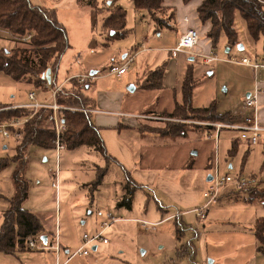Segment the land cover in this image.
I'll use <instances>...</instances> for the list:
<instances>
[{
  "label": "rangeland",
  "instance_id": "1",
  "mask_svg": "<svg viewBox=\"0 0 264 264\" xmlns=\"http://www.w3.org/2000/svg\"><path fill=\"white\" fill-rule=\"evenodd\" d=\"M61 3H64L65 6L59 9L58 18L68 30L71 49L67 52L59 71L58 85L73 74L82 76L81 74L84 73L91 75L95 72L98 76L102 75L101 79L95 81L97 88L126 89L128 99H133L136 110L148 106L146 104L148 101L154 100L156 92L138 91L135 94H130L128 88L138 84L136 68L123 79L108 76L109 68L120 64L123 56L130 53L145 35L153 41L150 45L152 49L160 48L158 49L160 51L164 48L175 49L180 39L176 29H178L179 22H182L183 16H193L195 20L197 19L195 18L196 11L192 8V1L165 0L166 6L172 7L176 12L174 30L155 33L154 23L146 18L137 17L131 0H98L99 8L102 9L98 14L94 9L81 5L78 0H62ZM112 6H120L127 13L125 28L127 36L125 38L111 39L112 32L104 29L105 20L110 14L108 8ZM170 13H172L171 10L165 11V14L163 11V15H161L168 19ZM161 15L160 17H162ZM146 17L148 16L146 15ZM140 20L145 22L141 23ZM200 23L196 31L201 45L197 49L203 55L208 56L207 54H211V49L214 46L207 37L208 32L203 33V23L201 21ZM237 28L240 31L241 28L238 25ZM4 34L8 38L0 37V49L13 51L26 47L9 40L11 37L9 33L4 32ZM226 46L227 39L222 35L216 45L220 57H228L225 53ZM257 50L259 57L264 59L262 39L257 42ZM232 55L237 59H241L245 55L253 56L248 50L241 52L237 47L232 49L230 56ZM190 57L194 56L173 52L170 55V59L177 63L176 71L179 75L186 73L187 76L193 78L194 90H198L197 99L194 102L198 104L209 102L208 105L200 106L201 108L209 107L215 103L217 112L225 114L233 107L232 104L237 103L235 99L230 101L227 99L232 95L234 80L236 78L241 80L239 78H242L240 75H242L243 69L238 67L239 65H235L237 68L232 66L230 69L222 68L221 71H215L217 64L206 66L201 58L195 57L193 61H190ZM171 60L167 61L166 68ZM210 72L213 75H209ZM262 73L260 71V77ZM68 81L64 84H67ZM96 87L93 86V89L96 90ZM224 90H229V93L225 94ZM31 93L36 94L38 103L51 105L54 102L52 85H48V90L45 92L37 91L27 83L16 82L10 76L0 73V107L28 105L31 103L29 100ZM169 97L170 94L162 97L157 102L159 106L164 104L168 106L171 103ZM165 116L167 115L160 116L164 120L162 122L158 119H146L147 122L141 129L144 134L155 135L154 139L146 138L140 141L144 148L143 153L149 155L152 165L160 163V143H173L171 139H164L163 142L160 139L161 129H169L167 123H170L173 126H180L188 133L186 136L176 137L178 139H175L173 143L176 149H173H175V155L180 152L197 154L194 157L196 168L191 175L194 187L201 190L202 196L209 187L207 181L210 176L214 175L215 167L218 168L222 178L230 176L246 180L256 179L258 180H255L256 185L251 188L264 187V144L250 146L241 141L238 132L231 130H223L216 138L212 133L213 136L209 138V132L192 131L191 129L199 128L196 123L210 124L212 126L208 131L217 132L219 122L184 121L169 119ZM1 139L3 138L0 137V158L12 161L17 145L21 141L5 140L6 142H4ZM27 156L29 163L25 176L30 187L29 198L24 208L41 219L44 226L43 233L49 238V243L45 245L43 242L37 241L38 249L30 250L27 245L25 251L17 252L15 255L0 253V264H56V255L51 249L55 240L56 216L60 225V240L72 254L82 247L84 235L93 236L103 223L112 222L110 215L114 216L117 222L111 223V227L104 233V238L109 242L107 244L96 242L87 248L90 253L88 256H76L68 264H200L197 256L195 260H191L189 257H178V252L183 247L187 248L190 245L189 242L193 241L191 238L188 240V236L196 228V216L188 214L184 218V226L187 225L185 228H188L185 231L187 234L182 238L181 235L180 239H177L175 231L172 229V223L155 224L158 218L154 216L160 217V211L156 210L154 194L148 187L136 191L131 196L130 209L119 207L118 203L124 199L126 193L123 187L127 184L125 173L121 168L110 164L102 184L98 186L97 190L92 188L93 182L97 179V167H107L105 159L98 152L87 146L79 147L73 151L63 147L59 164L56 160V147L52 150L30 147ZM175 160L176 158L173 161ZM207 162L213 165L212 169L202 168L203 163ZM13 171L14 165H11L0 173V228L3 223V214L9 206V200L14 196V186L11 180ZM57 173H59L60 191L56 199V190L52 184L55 182ZM251 188L243 191L238 190V193L240 196L246 194L250 198L249 189ZM227 190L233 191V189ZM149 196H152L150 201ZM116 201H118L117 204ZM147 201H149L148 204ZM139 221H146L147 224L139 223ZM94 247L97 248L96 251H94ZM68 256L63 252L59 264H63Z\"/></svg>",
  "mask_w": 264,
  "mask_h": 264
},
{
  "label": "trees",
  "instance_id": "2",
  "mask_svg": "<svg viewBox=\"0 0 264 264\" xmlns=\"http://www.w3.org/2000/svg\"><path fill=\"white\" fill-rule=\"evenodd\" d=\"M135 10L141 19L150 20L155 25V33L174 29L175 11L165 4V0H131ZM191 0H185L190 2ZM81 5L95 10L98 14V0H78ZM114 4V3H112ZM109 16L105 20L104 29L112 32L111 39L125 38L127 36L126 11L120 6H112ZM171 10L168 19L163 18V11ZM198 17L202 23H209L210 30L207 37L216 47L220 37L227 39V47L233 49L241 44L240 31L236 25L237 15L246 23L250 37L258 42L263 40L264 51V0H204L199 6ZM146 13V14H145ZM162 14V15H161ZM146 15L148 17H146ZM160 15L162 17H160ZM4 32L14 37L31 38L27 42L9 40L23 44L24 49L8 51L0 49V73L10 76L16 82H24L38 90H52L60 87L57 79L63 57L71 49L68 30L62 24L55 9L34 5L31 0H0V37L8 38ZM50 71V81L47 73ZM165 67L158 68L151 73L150 79L142 86L144 90H158L162 86ZM90 82L79 83L76 78H71L67 84L61 86L55 95V102L68 109L62 110V121L66 130L61 133L60 141L63 147L69 151L87 146L102 155L107 167H97V179L92 188L97 190L103 182L109 165L115 160L109 156L100 130L93 124L91 112L95 107L94 100L86 95V89ZM195 82L191 76H187L183 87V103L176 106L175 110L165 116L169 119L184 121H203L212 123H231L234 117L229 113L219 114L215 103L209 107L195 108L192 106V98ZM52 110L40 108L34 111L31 108L2 106L0 107V124L14 119L27 118L23 131V138L10 161L0 158V173L14 165L12 183L14 196L9 200V206L3 214V223L0 228V253L15 255L17 252L27 249V239L32 237L37 241L42 240L44 226L40 219L24 208L29 198V181L25 173L28 167V151L30 147H38L43 150H52L56 147V133L53 129L50 117ZM169 129H161L160 135L181 137L187 134L180 126L167 123ZM210 129V127H208ZM127 184L124 199L119 201V207L131 208V196L141 186L136 185L126 170H124ZM252 190V191H251ZM251 192V193H250ZM250 201L260 200L264 202V187L249 189ZM184 227L177 224L178 235L184 233ZM256 236L262 245L264 244V220H259L256 226ZM189 242L187 248L178 252L179 258L189 257L195 260L194 246Z\"/></svg>",
  "mask_w": 264,
  "mask_h": 264
},
{
  "label": "crops",
  "instance_id": "3",
  "mask_svg": "<svg viewBox=\"0 0 264 264\" xmlns=\"http://www.w3.org/2000/svg\"><path fill=\"white\" fill-rule=\"evenodd\" d=\"M61 1L62 0H31V2L36 6L55 9L57 15L59 9L65 6L64 3H61ZM191 1V4H193L192 8L194 11H196L195 18H197V22L193 16L184 15L182 22H179L178 29H176L178 38L184 35L190 28L196 30V28L201 24L197 16V8L204 0ZM135 13L138 17L139 14L136 10ZM139 18L141 19V16H139ZM186 18L188 21H186ZM140 21L141 23L145 22L144 20ZM236 25L241 28L240 39L241 44L244 46V50L241 52L248 50L249 53L253 55L250 57H248L249 55H245L243 58H251L258 61L263 60L259 57L257 42H255L250 37L247 31L246 23L243 21L240 15H237ZM202 30L203 33L206 34L210 30V24L203 23ZM152 42L153 41L149 38V36H143L141 42H139V44L133 48L130 53L125 54L120 62L121 64L125 59L135 56L134 63L131 65L130 70L124 76L116 77L117 79H123V77L127 76L134 68H136V79L138 80V84H135L131 88L129 87V93L135 94L138 91L143 93L156 92L157 95L154 100H152V102L148 101L146 104L148 106L143 107L141 110L134 109L133 99H128V93L124 88H97L95 86V81L101 79L100 76L102 75H100L98 79L92 81L89 88L86 89V95L92 98L95 103V107L92 110H89L91 112L93 124L100 130V135L104 140L109 156L115 160L111 164L121 168L123 172L126 170L128 173H130L134 183H136L138 186H141V189L144 187H148L150 189L151 193L154 194L156 210L160 211V217L157 215L154 216L155 218H158L155 224L164 225L165 223H172V229L175 231L174 234L177 239H180V236L177 232V224H179L180 227L185 228L187 225L184 226V218L188 214H193L196 216V228L191 231L190 235L188 236V240L190 238L193 240L191 244L194 246V251L196 250L195 257L197 256L198 262L200 264H264V244L262 245L256 236L257 223L259 220H264V202L260 200L250 201L249 197L245 193V195L240 196L238 193L240 190H235L230 186L223 191L215 203H212L205 209L206 217L204 221H201L199 220L197 215L198 212L196 211H199L205 206L206 200L204 196H202L201 190L194 187L191 175L196 168V161L194 160V157H196L197 154H191V152H180L175 155L174 150L176 147L173 143L175 142V139L178 138L174 136L164 137L162 135H160L162 142L164 139H171L173 143H160L159 164L152 165L149 155L143 153L144 148H142V143L140 141L146 138L154 139L153 136H155L153 134H144L142 132L141 129L147 122L146 119H158L160 122H162L164 120L163 118L161 119L160 116L171 114L177 105L182 104V87L187 78L186 73L182 74L181 76L179 75V73L176 71V61L170 59L173 48H164L162 51L158 50L160 48L152 49L150 48ZM200 45L201 41L199 40L197 47ZM196 50L197 52H200L197 48ZM211 50V54H207L208 56L216 54L217 57L222 60L213 62L211 64H206L203 61L206 66L217 64L215 71H221L222 68L230 69L232 66L237 68L235 67V64L225 61V59L229 57H235L233 55L230 56L232 50L227 46L225 47V53L228 55L227 58L223 56V58L220 57L219 49H217V47H213ZM65 56L62 59L60 69ZM194 59L195 57H190V61H193ZM169 60L171 61L166 68V63ZM161 67H165L166 69L162 78L161 88L158 90L142 89L144 82L150 79L151 73ZM238 67L243 69V71H241L243 76L240 75L242 78L239 79L241 80H238V78L234 80L235 82L232 95L229 99H227V101L235 99L237 100V103L232 104L233 107L227 110L226 113H229L234 117V121L231 123L237 122L243 113V106L246 98H248L250 94L254 92L256 86H259L261 89V94L259 97V117L261 124L264 126V70L262 71L263 73L261 77L260 73L256 77L254 71L251 68L241 65ZM76 75L73 74L72 76H69L60 84V87L65 85L64 83L71 78L77 77ZM81 75L88 74L84 73ZM94 75L97 74L94 72ZM209 75H213L212 72H210ZM111 77L114 78L115 76ZM93 86L96 87V90L93 89ZM36 90L41 91L38 89ZM43 92H45V90H43ZM197 93L198 90H194L192 106L195 108H201L200 106L208 105V101L204 102L203 104L194 102L197 99ZM224 93H229V90H224ZM168 94H170L169 98L171 99V103L168 106H165V104L159 106L157 102ZM198 100H200L199 97ZM22 106L23 105H13V108ZM196 125L199 126V128L195 127L191 130H200L205 133L209 132V138L213 136L212 133L216 138V136H220V133L223 131L210 132L208 131V127H211L210 125L201 123H196ZM1 140L6 142L5 139ZM5 149H7L6 146ZM175 158L176 160L173 161ZM212 167L213 165H210L208 162L203 163L202 165L203 169H212ZM217 169L218 168L215 167V170ZM260 182L262 181L260 180ZM125 187H123V189H125ZM203 187L205 188V186ZM227 189H233V191H229ZM151 197L152 196H149V201ZM149 201H147V204ZM117 202L118 201H116V204ZM177 215L179 216L176 217ZM110 217L114 218L112 215H110ZM140 222L141 221H139V223ZM57 225L60 230L59 221L56 216L55 233ZM186 229L188 228L184 229V233L182 234L181 238L183 235L186 236ZM44 237L46 238L48 244L49 238L45 236L44 233H42V238ZM59 243L60 259L63 252H65L67 256L71 253L68 247L63 246L60 240V231ZM53 251L56 255V264H59L56 251ZM69 257L70 256H68L63 264H68L71 261L68 260Z\"/></svg>",
  "mask_w": 264,
  "mask_h": 264
},
{
  "label": "built area",
  "instance_id": "4",
  "mask_svg": "<svg viewBox=\"0 0 264 264\" xmlns=\"http://www.w3.org/2000/svg\"><path fill=\"white\" fill-rule=\"evenodd\" d=\"M186 21L188 19L186 18ZM10 34V33H9ZM11 37L14 38L15 41H21V42H27L31 35L27 37H17L10 34ZM199 43V35L197 31L193 28H190L184 35H182L179 39V42L175 49H173L174 53H186L189 55H192L196 58H201L206 64H211L216 61H220L222 59H219L216 54H213L212 56H205L201 54L200 52H197L196 48ZM135 56H131L127 59H125L121 64L113 65L109 68L107 71L108 76H115V77H122L124 76L131 68V65L134 63ZM225 61L235 64V65H241L245 67L251 68L255 76L257 77L260 73V71L264 70V59L261 61H258L256 59L251 58H241L237 59L236 57H229L225 59ZM76 78L79 83L83 84L85 82H92L99 78L98 75H82L74 77ZM259 80V79H258ZM60 88V87H59ZM57 88L53 91V104H41L38 103L37 97L35 93H31L29 95V100L31 101L30 104L22 106L26 108H31L34 111H37L40 108H49L52 110V115L50 117V121L52 123L53 129L56 133V160L57 164H59L60 161V155L61 150L63 149V145L60 141L61 133L66 130V125L62 121L63 116L61 117V111L68 109L66 107H62L58 105L55 102V95L57 91L59 90ZM261 94V89L259 86H256L253 93L250 94L248 98H246L243 106V113L239 117L237 122L234 123H220L217 125V132H220L222 130H231L238 132L240 135V139L246 143H248L250 146H258L260 144H264V126L261 124L260 117H259V97ZM28 121L27 118L23 119H14L7 123L0 124V137H2L5 140H15V141H21V135L23 133V128L25 127L26 122ZM206 125V124H205ZM210 125V124H208ZM212 126V125H210ZM256 185V181L254 179L252 180H246L244 178H232L230 176L221 177L218 169L215 170V173L212 177V181L209 182V187L207 191L204 193V198L206 200L205 206L197 210L196 212L199 220L204 221L206 217L205 209L211 205L212 203H215L223 191L228 187H234L237 190L243 191L248 188L254 187ZM53 188L56 190L57 197L59 196V173H57V176L55 178V182L53 184ZM110 217V216H109ZM110 220L112 222H105L100 226V230L93 236L84 235L83 236V245L80 247L77 251L70 254L69 259L76 256H88L90 253L88 251V247L95 244L96 242H101L103 244H107L109 241L104 238V233L111 227V223L117 222L116 219L113 217H110ZM140 223L147 224L145 221H141ZM42 242V241H41ZM55 245L52 246L51 249L56 251L57 258L59 259V253H60V243H59V227L56 226V233H55ZM27 245L30 250H36L37 247V240L30 237L27 239Z\"/></svg>",
  "mask_w": 264,
  "mask_h": 264
},
{
  "label": "water",
  "instance_id": "5",
  "mask_svg": "<svg viewBox=\"0 0 264 264\" xmlns=\"http://www.w3.org/2000/svg\"><path fill=\"white\" fill-rule=\"evenodd\" d=\"M238 49H239V51H243V50H244V46H243L242 44H240V45L238 46ZM92 75H94V73H92ZM47 78H48V80L50 81V71L47 73ZM210 181H212V177H211V176L208 178V182H210ZM42 241H43V243H44L45 245H47V241H46V238H45V237L42 238ZM94 250H96V247H94Z\"/></svg>",
  "mask_w": 264,
  "mask_h": 264
}]
</instances>
